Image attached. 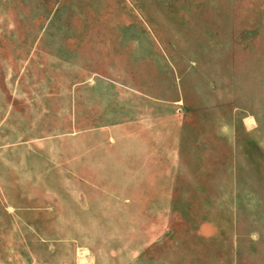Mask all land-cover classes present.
Instances as JSON below:
<instances>
[{
  "label": "rangeland",
  "instance_id": "1",
  "mask_svg": "<svg viewBox=\"0 0 264 264\" xmlns=\"http://www.w3.org/2000/svg\"><path fill=\"white\" fill-rule=\"evenodd\" d=\"M0 264H264V0H0Z\"/></svg>",
  "mask_w": 264,
  "mask_h": 264
}]
</instances>
